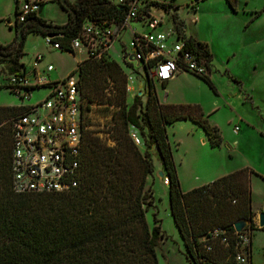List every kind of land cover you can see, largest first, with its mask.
I'll return each instance as SVG.
<instances>
[{
    "label": "trees",
    "instance_id": "trees-1",
    "mask_svg": "<svg viewBox=\"0 0 264 264\" xmlns=\"http://www.w3.org/2000/svg\"><path fill=\"white\" fill-rule=\"evenodd\" d=\"M57 1L68 13L67 22L53 24L34 13L14 25L13 40L0 43V65L4 64L0 73L26 70L21 58L29 33L43 37L50 34L60 51L74 53L71 41L83 26L115 25L119 30L132 1L141 3L140 21L145 20L143 13L149 14L151 4L172 7L157 0ZM227 1L233 8L236 0ZM18 28L22 32L19 42ZM175 31L183 39L182 51L202 55L210 71L213 54L208 45L187 35L183 28L175 26ZM144 72L150 74L149 64ZM71 76L76 77L81 106L79 183L73 189L38 193L14 190L13 121L29 108L24 104L0 105V264H159L157 248L164 233L160 225L149 227L146 220V212L153 205L146 179L153 172L155 158L166 173L170 214L193 263L240 264L236 260L242 251L239 235L248 233L251 241L253 231L264 230L253 221L250 198V178L259 174L245 167L183 192L168 140V125L190 120L203 129L212 147L221 145L220 131L202 107L161 102L152 76L145 100L143 95L135 94L133 102L127 104V75L108 51L86 55L67 77ZM195 76L216 92L209 74ZM159 82L164 85L166 81ZM1 88L8 89L4 85ZM93 106L111 115L105 125L113 145L88 127L87 113ZM130 127L139 131L143 152L131 137ZM154 146L156 154L151 152ZM239 219L250 221L241 232L234 229ZM215 229L219 231L216 236ZM247 251L251 264V242Z\"/></svg>",
    "mask_w": 264,
    "mask_h": 264
},
{
    "label": "rangeland",
    "instance_id": "rangeland-1",
    "mask_svg": "<svg viewBox=\"0 0 264 264\" xmlns=\"http://www.w3.org/2000/svg\"><path fill=\"white\" fill-rule=\"evenodd\" d=\"M157 1L171 3L172 7L166 9L161 5L151 4L149 14L143 13L146 21L151 18L159 22L154 26L155 31L170 33L169 38L175 40V26L178 30L185 27L186 34L206 41L214 54L209 77L216 92L193 78L189 81L182 80L185 83L180 86L189 88L187 99L202 103L204 115L220 131L221 145L212 147L209 142L202 143L199 135L203 132L202 128L190 121H179L166 128L181 190L188 191L245 167L264 177V0H236L233 8L227 0ZM14 6L15 0H0L1 44L9 43L16 36L15 26L8 23L9 20L14 21ZM38 14L47 22L57 25H63L68 20L67 11L57 0L47 2ZM144 21H129L108 49L109 56L122 67L126 75H133L136 79L144 75V70L135 61L128 60V55L132 53L129 43L134 32L143 35L151 30ZM124 49L128 53L126 58ZM23 51L21 61L27 69L31 68L37 54L43 55V60L38 64L40 70L45 69L49 63L53 65L54 69L49 74L51 81L65 79L76 68L77 62L86 57L82 49L74 53L53 49L37 33L26 35ZM3 66L1 63L0 69ZM154 86L161 91L163 98L168 84L166 89H161V83L155 80ZM134 89L126 95L127 104L133 102L136 94ZM147 90L145 88L144 92L147 93ZM48 93V88L34 89L30 92V99L25 100L8 89L1 88L0 105L36 104ZM87 118L90 120L88 127L94 134L106 140L109 145L115 143L105 125V122L111 120L110 114L104 115L103 111L93 106L87 113ZM235 126L239 128L237 133L234 132ZM129 131L139 135V131L133 127ZM194 132L196 133L193 134ZM138 148L144 151L143 142L138 144ZM160 171L163 176H160ZM259 175L253 174L250 178L251 208L264 212V179ZM166 177L155 158L153 172L146 179L153 201L146 212V220L149 227L160 225L164 233L157 248L158 262L194 264L186 254L170 214ZM251 240V264H263L264 230L253 231Z\"/></svg>",
    "mask_w": 264,
    "mask_h": 264
},
{
    "label": "built area",
    "instance_id": "built-area-1",
    "mask_svg": "<svg viewBox=\"0 0 264 264\" xmlns=\"http://www.w3.org/2000/svg\"><path fill=\"white\" fill-rule=\"evenodd\" d=\"M48 1L17 0L14 21H10V24L16 25L27 16L38 13ZM140 15L141 3L132 1L126 21L119 30H116L115 25L87 24L71 41V47L84 50L86 55H100L102 51H108L110 43L127 27L129 21H139ZM144 22L151 30L143 35L134 32L129 43L132 53L128 55L124 49L125 58L128 55V60L135 61L143 70L146 64L150 65V74L144 72L142 79L147 76L150 80L152 76L159 81H168L179 71L194 75L209 74L202 55L191 50L182 51L183 39H179L176 31L175 42L168 43L170 33L154 30L158 21L148 18ZM44 38L53 49L60 48L52 35ZM42 60L43 55L37 54L30 69L12 74L0 73V85L7 86L21 99L29 100L30 92L34 89H49L42 101L24 104L29 110L13 121L11 174L16 192H61L73 189L79 183L81 106L76 78L71 76L62 81H51L48 74L54 67L49 63L45 69L40 70L38 64ZM135 80L133 75H127V91L133 89ZM238 131L239 128L235 126L234 132ZM131 137L136 144L141 143L138 134L131 132ZM218 232L215 229L213 234L216 236ZM239 238L242 251L237 253L236 260L245 264L249 260L247 248L251 241L248 233L240 234Z\"/></svg>",
    "mask_w": 264,
    "mask_h": 264
},
{
    "label": "crops",
    "instance_id": "crops-1",
    "mask_svg": "<svg viewBox=\"0 0 264 264\" xmlns=\"http://www.w3.org/2000/svg\"><path fill=\"white\" fill-rule=\"evenodd\" d=\"M51 1V0H50ZM49 2V1H48ZM73 2V1H72ZM46 4V3H45ZM44 4V5H45ZM44 5H42L41 6V8L44 6ZM40 8V9H41ZM37 15L39 16V14L37 13ZM40 17V16H39ZM140 21V20H139ZM8 23H10V21L8 22ZM64 25V24H63ZM185 29V28H184ZM187 35H191L192 37H194V35H192V34H187ZM195 39H197V40H199V41H202V42H205L207 45H208V47H209V50L211 51V53L213 54V52H212V49L210 48V45L206 42V41H203V40H200L199 38H196V37H194ZM13 40V39H12ZM11 40V41H12ZM176 40V39H175ZM175 40H172V39H168V43H173V42H175ZM10 41V42H11ZM9 42V43H10ZM6 44V43H5ZM109 49V48H108ZM213 58H214V54H213ZM81 60V59H80ZM79 60V61H80ZM78 61V62H79ZM77 62V63H78ZM54 69V68H53ZM210 72H211V69H210V71H209V76H210ZM49 74H50V72H49ZM48 74V77L50 76ZM50 78V77H49ZM191 78H193V79H195V80H197L199 83H201V84H203V85H207L201 78H199V77H197V76H195L194 74H192V73H190V72H186V71H179V72H177L171 79H169L168 81H166L165 82V84L164 85H162L161 84V89H166L167 87V84H168V88H167V93H165V96L163 97V98H161V96L162 95H160V93H161V91H158V90H156L155 89V91H156V94H157V96H158V98H159V100L161 101V102H167V103H195V104H199L201 107H202V103L200 102V101H193V100H191V99H187L186 97L189 95V93H190V91H189V88H187V87H185V86H180L181 85V83H185V82H183L182 80H187L188 79V81L191 79ZM141 79V78H140ZM138 81H139V79H136L135 80V82H134V84H135V89H134V84H133V89H134V94L136 93L137 94V92H138ZM158 86V85H157ZM208 86V85H207ZM156 87V86H155ZM209 87V86H208ZM132 89V90H133ZM143 96H145L144 97V99L146 98V96H147V93L146 92H144L143 91V94H142ZM202 109H203V107H202ZM180 121H190V120H180ZM176 122H179V121H176ZM175 122V123H176ZM191 123H193L192 121H190ZM174 124V123H173ZM193 124H195V123H193ZM195 125H197V124H195ZM198 126V125H197ZM181 127H185V126H181ZM200 127V126H199ZM201 128V127H200ZM203 130V129H202ZM196 132H194L193 134H195ZM200 137H201V142L202 143H204V142H208V139H207V136H206V134H205V132L203 131H201L200 132ZM161 166V165H160ZM253 211V213H254V216H253V221L255 222V224L258 226V224H257V222H258V214L260 213V211H254V210H252ZM259 227V226H258ZM251 242H252V240H251Z\"/></svg>",
    "mask_w": 264,
    "mask_h": 264
},
{
    "label": "water",
    "instance_id": "water-1",
    "mask_svg": "<svg viewBox=\"0 0 264 264\" xmlns=\"http://www.w3.org/2000/svg\"><path fill=\"white\" fill-rule=\"evenodd\" d=\"M22 39V32H21V28H18V36H17V41H21ZM130 59H132V57H130ZM149 78L146 76L145 79H139L138 81V95H142L143 91L145 88L148 89L149 86ZM156 147L154 146L153 149L151 150L152 154H156L157 151L155 149ZM160 176H163V172L160 171ZM250 223L249 220L246 219H239L237 221H235L234 223V229L237 232H241L244 228H246L248 226V224ZM259 228H262L264 226V212H260L258 214V222H257Z\"/></svg>",
    "mask_w": 264,
    "mask_h": 264
},
{
    "label": "bare ground",
    "instance_id": "bare-ground-1",
    "mask_svg": "<svg viewBox=\"0 0 264 264\" xmlns=\"http://www.w3.org/2000/svg\"><path fill=\"white\" fill-rule=\"evenodd\" d=\"M166 183H167V179H166Z\"/></svg>",
    "mask_w": 264,
    "mask_h": 264
}]
</instances>
